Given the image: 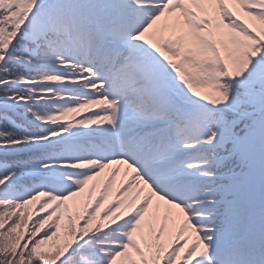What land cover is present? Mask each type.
Returning a JSON list of instances; mask_svg holds the SVG:
<instances>
[{
	"label": "snow or ice",
	"instance_id": "1",
	"mask_svg": "<svg viewBox=\"0 0 264 264\" xmlns=\"http://www.w3.org/2000/svg\"><path fill=\"white\" fill-rule=\"evenodd\" d=\"M0 264H264V0H0Z\"/></svg>",
	"mask_w": 264,
	"mask_h": 264
},
{
	"label": "rangeland",
	"instance_id": "2",
	"mask_svg": "<svg viewBox=\"0 0 264 264\" xmlns=\"http://www.w3.org/2000/svg\"><path fill=\"white\" fill-rule=\"evenodd\" d=\"M118 183H119V180H118ZM109 199H112V197H110Z\"/></svg>",
	"mask_w": 264,
	"mask_h": 264
}]
</instances>
